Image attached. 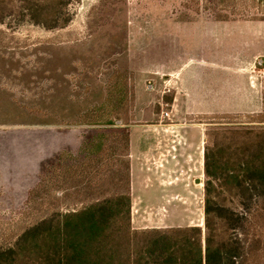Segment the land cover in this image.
<instances>
[{
  "label": "rangeland",
  "instance_id": "374dc122",
  "mask_svg": "<svg viewBox=\"0 0 264 264\" xmlns=\"http://www.w3.org/2000/svg\"><path fill=\"white\" fill-rule=\"evenodd\" d=\"M34 4L47 13L36 15L39 22L29 16ZM202 62L218 69H198ZM253 64L247 72L255 73L254 84L252 76L241 78L251 86L247 110L187 113L177 78H190L197 106L209 103L202 94L217 87L218 107L242 108L228 90L234 69ZM263 121L264 0H0V248L53 213L119 190L121 133L139 126L149 142L156 123L169 127L158 134L165 155L154 157L149 148L137 162L148 173L172 175L168 202L183 207L132 211L131 226L140 216L146 228L167 218L172 227L203 228L206 131ZM251 208L250 222L232 230L247 243L230 264H264L261 204Z\"/></svg>",
  "mask_w": 264,
  "mask_h": 264
},
{
  "label": "trees",
  "instance_id": "16d2710c",
  "mask_svg": "<svg viewBox=\"0 0 264 264\" xmlns=\"http://www.w3.org/2000/svg\"><path fill=\"white\" fill-rule=\"evenodd\" d=\"M44 9L34 4L29 16L39 22L34 18L46 15ZM231 123L205 133L203 228L131 226L129 135L121 133L125 159L114 163L119 190L26 228L12 245L0 248V264L234 263L247 240L240 238L243 232L234 235L232 230L250 222L254 201L261 204L264 219V125ZM103 137L98 136L95 149L101 148Z\"/></svg>",
  "mask_w": 264,
  "mask_h": 264
},
{
  "label": "crops",
  "instance_id": "0c3cea01",
  "mask_svg": "<svg viewBox=\"0 0 264 264\" xmlns=\"http://www.w3.org/2000/svg\"><path fill=\"white\" fill-rule=\"evenodd\" d=\"M209 67L208 70L216 71V64L211 62H202V64H199L200 67L198 69L204 70V67ZM212 65V66H210ZM181 66L179 68L170 70L172 71L171 77H174V75L179 71V74L181 75L180 71L182 69ZM219 67V66H217ZM249 67V68H248ZM254 64L251 66L245 67H236L234 69V72L238 75L237 80L235 83H231V87L228 90L229 93L232 95H235L238 97V99H241L243 102L242 108H234L231 110H223L221 107H218V99H221V96L223 95L222 89H218L217 87H212L207 90V92H203L202 96L204 97L205 102L208 101L209 103H206V105H200L197 106L194 104L193 94L192 90L190 89L188 83L190 82L189 79L186 77L184 80L179 77L177 78L176 82V88H182V92L184 93L185 98L184 102H187L189 105L188 114L194 113H206L209 112L211 114H217L222 113L223 111H242L246 107H244V104L246 101L252 100L251 97L248 96L249 87H251L255 80L254 75L255 73L251 72L254 71ZM241 69V70H240ZM247 69H250V72H247ZM177 70V71H176ZM248 76H252L253 78L250 80L251 86H247L245 82L242 81V79H245V81L248 82ZM180 78L183 81H178ZM242 78V79H241ZM172 81L175 78H169ZM247 79V80H246ZM170 80V81H171ZM181 86V87H180ZM240 86H244L245 88L242 89ZM210 99V101H209ZM253 101V100H252ZM190 102V103H189ZM246 106V105H245ZM247 110V109H245ZM151 140L149 142H146L145 140H142L144 137H140V131H142L139 126L131 127L129 129V163H130V209L131 212L136 213H144V212H156V213H172L175 212V206H178V210H182V205L180 203H176L174 201L168 202V197L173 196L172 190L173 186L169 184L170 181L173 180L172 175L165 174V176H162L158 172H151L148 173L145 170L143 171V168H140L139 163L137 162V156L138 155H145V152L147 150H152L151 155L154 157H161V155H165L162 151L165 150L164 148L159 147V133H163L166 131V129H169V127H166V125L162 124H153L151 125ZM182 129V128H180ZM143 133V132H142ZM154 133V134H153ZM150 144L151 147H146V144ZM163 165L165 163L163 162ZM178 204V205H177ZM171 220V219H170ZM132 221L133 218H132ZM169 219H164L159 223H164L163 225H157L155 227H172L173 224H168ZM147 222L140 219V216L136 218V225H132L135 229H143L146 227H150L146 225ZM177 226V225H176ZM180 226V225H179ZM153 227V226H152Z\"/></svg>",
  "mask_w": 264,
  "mask_h": 264
},
{
  "label": "water",
  "instance_id": "95a60500",
  "mask_svg": "<svg viewBox=\"0 0 264 264\" xmlns=\"http://www.w3.org/2000/svg\"><path fill=\"white\" fill-rule=\"evenodd\" d=\"M116 122H117V124H120V121L119 120H117Z\"/></svg>",
  "mask_w": 264,
  "mask_h": 264
}]
</instances>
